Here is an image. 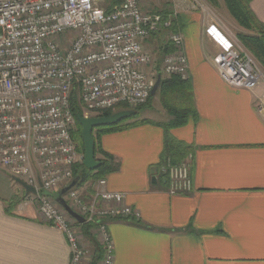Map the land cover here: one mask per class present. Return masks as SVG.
I'll return each instance as SVG.
<instances>
[{"label": "crops", "instance_id": "crops-1", "mask_svg": "<svg viewBox=\"0 0 264 264\" xmlns=\"http://www.w3.org/2000/svg\"><path fill=\"white\" fill-rule=\"evenodd\" d=\"M140 1L173 26L153 35L145 49L160 51L172 32L184 37L194 114L172 135L194 149L193 187L171 194L164 179L160 123L171 120L168 113L103 136L99 147L116 169L106 189L126 194L138 214L106 220L114 264H264V119L253 94L226 84L212 64L233 40L194 0ZM249 1L264 25V0ZM27 196L0 168V264H70L67 237L42 221ZM84 198L92 201L94 194Z\"/></svg>", "mask_w": 264, "mask_h": 264}, {"label": "built area", "instance_id": "built-area-1", "mask_svg": "<svg viewBox=\"0 0 264 264\" xmlns=\"http://www.w3.org/2000/svg\"><path fill=\"white\" fill-rule=\"evenodd\" d=\"M170 26L140 0H0V168L37 191L26 203L65 234L70 264L83 263L82 232L53 196L73 182L74 167L84 160L73 139L72 94L85 118L146 103L154 84L144 71L152 59L145 43ZM169 40L174 49L164 58V74L187 81L184 37L172 32ZM232 40L233 47L212 64L226 84L253 94L264 119L262 66ZM169 186L171 194L192 191L188 162L170 168ZM106 188L102 179L89 203L73 189L65 200L85 223L97 224L93 232L104 249L100 264H114L106 220L138 214L127 206L126 194Z\"/></svg>", "mask_w": 264, "mask_h": 264}, {"label": "trees", "instance_id": "trees-1", "mask_svg": "<svg viewBox=\"0 0 264 264\" xmlns=\"http://www.w3.org/2000/svg\"><path fill=\"white\" fill-rule=\"evenodd\" d=\"M207 1L215 7L219 5L218 0H207ZM223 2L227 10L229 11L231 17L239 24L240 27H242L244 30L250 33V34H239L238 38L240 42L243 44V46L247 49V51H249L254 56V58L260 63V65L264 69V25L254 15L250 6V1L223 0ZM164 21L166 20L164 19ZM170 28H173V26H171ZM163 29L161 31H163ZM173 49L174 48L170 40H167L162 44V52L164 56L172 53ZM157 92L158 93H156L155 96H150L149 102L152 101L153 97L159 95L163 108L171 117V120L168 121L167 123H160V126L161 128H163L165 134L164 150H163L160 166L164 171V179L166 183L170 185V168L179 165L181 162L186 161L187 159L189 160L188 163L191 166V174H192V167L194 163L193 147L175 139L172 135V130L186 126L187 123L189 122V119L193 117L194 104L192 97V89L189 80L184 81L178 76H171L169 78L161 77V82ZM174 101L175 102L178 101V103H175ZM71 106L74 116H76L77 113L83 114L76 93L72 94ZM120 107L125 108L128 106L120 105ZM151 107H152L151 105L147 106V108H151ZM144 108H140V109H144ZM113 110L114 109L108 110L102 114L96 115L95 117L111 116L113 115ZM140 113L141 112H136L135 116L123 120L122 122L114 126L101 127L93 131L92 135L96 143V156L97 155L102 156V159L98 161L102 162L103 165L96 171H89L84 167L83 163H79L75 165L73 182H76V185L73 188V190L77 191L88 182H91L92 185L94 184L97 185V183L100 180L106 179V177L110 173L116 170L111 156L100 149L99 147L100 139L107 134L121 132L124 130L135 128L137 126L146 123H150V121H148L147 119H141L139 115ZM76 128H77V133L76 134L73 133V139L74 142H76V144L79 146L80 152L84 153V147L81 139L82 128L77 120H76ZM191 179H192V175H191ZM67 195L68 193L66 194V196ZM129 219L130 218H125V219L123 218L116 220H129ZM77 225L79 226L83 235L92 238L95 244V253L89 264H100L104 256V249L102 245L98 242L97 237H95V235H92V232L93 230L96 229L97 224L77 223Z\"/></svg>", "mask_w": 264, "mask_h": 264}, {"label": "rangeland", "instance_id": "rangeland-1", "mask_svg": "<svg viewBox=\"0 0 264 264\" xmlns=\"http://www.w3.org/2000/svg\"><path fill=\"white\" fill-rule=\"evenodd\" d=\"M165 1V0H163ZM199 1V0H198ZM205 2V6L208 7V12L210 13V16L212 18H214L215 22L218 23L219 25L223 26L224 30H226L229 35L234 38V39H237L238 40V44L239 46L241 47V49L248 53L251 57L253 56L249 51H247V49L243 46V44L240 42L239 38H238V35L239 34H250L248 31L244 30L242 27L238 26L233 20H232V17H230V13L229 11L227 10L226 6L224 5V2L223 0H218L220 6H213L212 4H210L207 0H203ZM222 4V6H221ZM144 7V6H143ZM146 10H148L146 8V6L144 7ZM160 38V37H159ZM151 39V38H150ZM165 39V38H164ZM162 40L161 43H160V46L165 42V40ZM169 40V38H168ZM234 42V41H233ZM233 47V43L231 44ZM159 46V47H160ZM158 48V47H157ZM150 55H151V62L150 64L145 67L144 71L147 75V77L153 82V84L155 85L158 78L161 76V77H164V78H167L168 76H166L164 74V58L165 56L163 55V52H162V49L159 51V48L157 49V51L155 53H153V51H148L147 49H145ZM151 52V53H150ZM254 58V56H253ZM255 59V58H254ZM256 60V59H255ZM257 61V60H256ZM258 62V61H257ZM259 63V62H258ZM260 65V63H259ZM263 69V68H262ZM264 71V69H263ZM169 78V77H168ZM158 91V90H157ZM158 93V92H157ZM175 102V101H174ZM175 103H178L175 102ZM148 104V105H147ZM151 105L152 107L151 108H154L153 112L151 113L150 112V109L151 108H147V106ZM146 106V107H145ZM145 107V108H144ZM140 108H144V109H140ZM137 109H140V110H137ZM122 111H135V112H141L139 115L140 117H152L155 118V120H158V118H160L162 115L166 114L167 112L165 111V109L163 108L162 104H161V100H160V96L157 95L156 97H153L152 101L149 102V100L138 106V107H116L114 110H113V114L115 113H118V112H122ZM95 115H93V117H95ZM74 134L77 133V128L75 127L74 131H73ZM76 143V142H75ZM76 147H77V150L80 152V148L79 146L76 144ZM81 153V152H80ZM97 160H100L102 159V156L101 155H97L96 156ZM185 162V163H184ZM187 162H189V160L187 159L186 161H183L181 162L179 165L177 166H180V165H183V164H186ZM64 189V188H62ZM62 189L59 191L61 192ZM96 189H97V185H92L91 182H88L86 183L82 188L78 189L77 192L80 196H82L84 198L85 194H87V196H89L92 192V194L95 195L96 193ZM90 190V191H89ZM91 192V193H89ZM89 193V194H88ZM60 196V194H54L53 198L55 200L58 199V197ZM86 198H84L85 200ZM85 202L89 203L90 201H87L85 200ZM80 233V232H79ZM81 234V233H80ZM92 235H94V232H92ZM81 244H82V248L85 252V256H84V259H83V263L82 264H89L94 256V253H95V244L93 242V239L90 238V237H87V236H84L83 233L81 234ZM95 237H97L95 235ZM92 240V241H91ZM91 241V242H90ZM94 250V253H93V250Z\"/></svg>", "mask_w": 264, "mask_h": 264}, {"label": "water", "instance_id": "water-1", "mask_svg": "<svg viewBox=\"0 0 264 264\" xmlns=\"http://www.w3.org/2000/svg\"><path fill=\"white\" fill-rule=\"evenodd\" d=\"M161 82V76L158 78L156 84L153 86L151 96H155L158 90V87ZM136 115L135 111H122L115 113L111 116L106 117H91L85 118L81 113L76 114V120L80 124L82 128L81 139L84 147V160L83 165L89 171L98 170L103 163L98 161L96 158V143L93 138V131L97 128L114 126L123 120L129 119ZM25 190L27 195H35L37 191L34 188L27 186L24 182L20 180H16ZM76 185V182H73L65 189L60 192V197L58 198V204L79 224H84L85 219L78 215L75 211L71 209L68 203L65 200L66 194L72 190Z\"/></svg>", "mask_w": 264, "mask_h": 264}]
</instances>
